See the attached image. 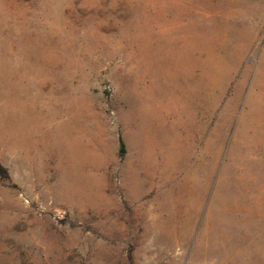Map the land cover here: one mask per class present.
<instances>
[{
	"label": "rangeland",
	"instance_id": "obj_1",
	"mask_svg": "<svg viewBox=\"0 0 264 264\" xmlns=\"http://www.w3.org/2000/svg\"><path fill=\"white\" fill-rule=\"evenodd\" d=\"M0 167V264H264V0H0Z\"/></svg>",
	"mask_w": 264,
	"mask_h": 264
},
{
	"label": "water",
	"instance_id": "obj_2",
	"mask_svg": "<svg viewBox=\"0 0 264 264\" xmlns=\"http://www.w3.org/2000/svg\"><path fill=\"white\" fill-rule=\"evenodd\" d=\"M120 145H121L120 153L124 154L126 150L124 149V144H123L122 139H120Z\"/></svg>",
	"mask_w": 264,
	"mask_h": 264
},
{
	"label": "trees",
	"instance_id": "obj_3",
	"mask_svg": "<svg viewBox=\"0 0 264 264\" xmlns=\"http://www.w3.org/2000/svg\"><path fill=\"white\" fill-rule=\"evenodd\" d=\"M0 168H1V167H0ZM1 170H2V171H4V169H3V168H1Z\"/></svg>",
	"mask_w": 264,
	"mask_h": 264
}]
</instances>
